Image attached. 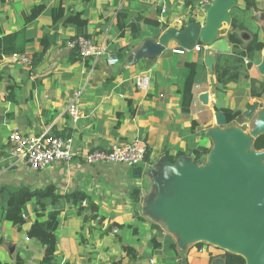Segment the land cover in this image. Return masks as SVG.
<instances>
[{
  "label": "crops",
  "instance_id": "1",
  "mask_svg": "<svg viewBox=\"0 0 264 264\" xmlns=\"http://www.w3.org/2000/svg\"><path fill=\"white\" fill-rule=\"evenodd\" d=\"M256 1L264 37V0ZM40 3L45 4L46 10L27 25L31 42L26 52L41 53L42 40L49 42L43 60L32 68L0 61V187L38 189L53 184L63 194L86 191L111 216L112 227L97 241V258L88 261L86 244L76 240L80 220L65 219L67 212H62L54 264H112L119 258L122 264H225L216 247L198 246L202 241L193 236L181 217L192 207L193 194L202 184L203 166L194 163L192 151L210 148L204 166L210 165L219 136L240 130L236 123L233 128H229L232 123L220 126L216 113L221 111L217 108L240 110L243 115L259 99L251 96V82L246 79L230 83L225 92L216 90V57L234 51L226 33L221 31L230 29L233 18L244 17L242 0L230 9L229 18L219 23L214 21L216 16H212L210 8L206 12L198 9V0H0V40L23 28L24 14ZM59 5L84 12L89 21L88 35L106 39L120 63L111 66L104 58L82 61L67 46L70 38L79 35L77 26L63 21L56 26L53 23L50 11ZM215 6L214 2L212 10ZM119 13L127 15L124 36L120 34ZM197 15L203 25L198 41L203 46L201 51L175 54L172 49L181 46L171 41L160 56L150 58L142 52L147 40L158 42L169 27L182 28ZM180 18L183 25L178 24ZM133 23L136 26L132 27ZM242 38L246 44L250 36L245 32ZM247 59L250 60L245 57L246 64ZM250 61L249 77L264 83V49ZM185 62L197 63L199 67L188 115L181 111L178 93L188 73ZM141 72L151 75V87L146 92H138L135 86V77ZM79 90L80 117L74 121L67 107ZM193 121L198 123L195 129ZM14 129L72 137L80 154L96 149L108 151L114 145L143 137L149 144L148 159L129 168L116 163L88 164L78 154L70 165L56 163L36 172L25 165L15 166L7 159L4 151ZM171 156L177 160L171 161ZM158 176V181H165L162 177L168 180L164 192H153L151 184L145 187V182L152 183L149 177ZM33 203L28 204L30 213ZM138 216L144 222H139ZM31 225L29 221L23 231L18 230L5 221L0 209V260L15 264L20 254L24 264L40 263L44 247L28 238L26 232ZM131 225H139L138 236L133 234ZM155 236L160 243L157 248ZM116 239L132 245L138 256L129 258L115 244Z\"/></svg>",
  "mask_w": 264,
  "mask_h": 264
},
{
  "label": "trees",
  "instance_id": "2",
  "mask_svg": "<svg viewBox=\"0 0 264 264\" xmlns=\"http://www.w3.org/2000/svg\"><path fill=\"white\" fill-rule=\"evenodd\" d=\"M244 17L239 20L232 19V25L229 30L224 29L221 33H226V37L233 46V54H219L216 57L214 72L217 77V92H225L230 83H236L242 79L250 80L251 96L253 98H261L264 95V83L251 79L248 74L252 62L245 63V57L252 60L255 54L264 49L263 27L261 26L256 12V0H242ZM46 10L44 3L35 5L30 12L24 14L25 25L18 31L5 35L0 40V61L4 55L22 54L26 52V46L31 42V38L27 36V25L35 22L41 14ZM55 26L58 22L75 24L79 30V35H88L89 21L85 17V13L72 11L71 9L59 5L51 9ZM127 17L124 13L118 14V23L121 29V36L125 33L124 20ZM194 19L193 21H196ZM155 24L153 20H148ZM131 26H136L134 23ZM247 32L250 36L249 41L245 44L242 38L243 33ZM44 50L41 53L33 55V67L37 66L48 50L50 43L42 40ZM77 53V52H76ZM122 58V57H121ZM188 67V73L179 87L180 107L183 114L188 115L191 112V105L194 94L193 88L199 74L197 63L185 62ZM227 118L228 124L233 123L242 115V111L233 110L231 108H217ZM197 122L193 121V128L197 127ZM253 149L256 151L264 150V132L260 133L253 140ZM211 152L208 147H198L192 151L194 163L203 166L206 164L205 157ZM182 155L179 153L178 156ZM148 159V151L145 160ZM171 161H176L177 157L171 156ZM6 197V198H5ZM138 201V198L135 199ZM34 202L32 213L29 212L28 204ZM0 209L4 211V219L9 224L23 231V226L31 221L32 225L26 232L28 238L34 239L44 247L43 257L39 264H54L57 255L58 231L62 224L61 213L66 211L65 219L76 217L81 222V228L77 233L76 240L79 244H86L90 253L88 261H93L98 256L96 249L97 241L109 234L112 227L109 225L111 216L106 213L101 206L86 191H76L71 193H60L56 190L55 185L50 184L44 188L32 189L22 186L18 189H10L6 186L0 187ZM139 222L144 219L138 216ZM133 234L138 236L140 227L131 225ZM154 248L160 246L156 240ZM115 244L127 254L129 258H136L138 253L135 248L118 239ZM199 247L209 246L208 243L199 242ZM219 254L224 258L225 264H247V258L239 253L230 252L221 248H217ZM212 258V257H211ZM0 264H13L11 261H2ZM15 264H24V260L18 254ZM112 264H122V258L116 259Z\"/></svg>",
  "mask_w": 264,
  "mask_h": 264
},
{
  "label": "water",
  "instance_id": "3",
  "mask_svg": "<svg viewBox=\"0 0 264 264\" xmlns=\"http://www.w3.org/2000/svg\"><path fill=\"white\" fill-rule=\"evenodd\" d=\"M239 0H214V21L229 18V11ZM213 2V3H214ZM212 3V4H213ZM202 21H191L182 28L169 27L158 42L147 40L142 52L150 58L160 56L171 41L193 50L201 38ZM264 114V113H263ZM262 115V114H261ZM220 126L229 125L221 112L216 113ZM264 124V116L262 117ZM261 123L260 119L258 125ZM264 129L257 130L258 136ZM230 136L235 147L229 152ZM248 141L242 132L219 136L218 149L212 155L226 161V170L219 164L201 167L202 184L193 194L192 207L183 213L181 221L194 237L218 238L222 246L233 245L239 254L250 259L251 264H264V171L260 170L256 156L243 153ZM236 252V251H235Z\"/></svg>",
  "mask_w": 264,
  "mask_h": 264
},
{
  "label": "built area",
  "instance_id": "4",
  "mask_svg": "<svg viewBox=\"0 0 264 264\" xmlns=\"http://www.w3.org/2000/svg\"><path fill=\"white\" fill-rule=\"evenodd\" d=\"M214 0H198V9L206 12L207 6L212 5ZM166 9H163L165 12ZM183 19H178V24L183 25ZM67 46L76 51L82 61L89 59L104 58L111 66L118 65L120 59L113 53L106 39H97L89 35H77L67 41ZM203 46L197 44L193 50L179 47L173 48L175 54L185 55L189 52H199ZM34 57L31 53L4 55L2 62L10 66H22L32 68ZM250 60H246L249 62ZM151 75L148 72H141L135 77V86L138 92H146L151 87ZM82 90H79L67 107V112L74 121L80 117L79 98ZM149 150L147 139L137 137L134 140L117 144L112 149H96L85 154H80L75 149L74 138L59 136L49 131L40 134H28L21 130L14 129L10 132L7 147L4 151L7 159L15 165H25L31 170L41 172L56 163L70 165L79 154L81 159L88 164L116 163L129 168H136L145 161L146 153Z\"/></svg>",
  "mask_w": 264,
  "mask_h": 264
},
{
  "label": "rangeland",
  "instance_id": "5",
  "mask_svg": "<svg viewBox=\"0 0 264 264\" xmlns=\"http://www.w3.org/2000/svg\"><path fill=\"white\" fill-rule=\"evenodd\" d=\"M201 15V14H199ZM196 19H201L200 16H196L195 17ZM262 112H264V99L263 98H259L256 102H254L250 109L246 111L245 114L241 115L239 118H237L231 125L229 128H233L235 127V123L237 124V128H239V132H242L244 133L247 141L251 144V148L253 147V140L255 138V135H257V130L259 128V125H258V121H259V116L262 114ZM240 121V122H239ZM250 127V128H249ZM230 142V145L228 147V150L229 152H232L233 151V148L235 147V138L231 139ZM246 156H256L257 158V161H258V164L259 166H264V150H260V151H256L254 150L253 148L251 149V151L246 154ZM226 163L225 164H219L221 165L223 168H225L226 170L229 168V165L227 164L226 161H223ZM147 178V177H146ZM158 177H149L148 180L152 181V183H150L149 181L145 182V187L146 188H149L147 186H150L151 184V188L153 190V192H155L156 190H161V191H165L168 189V185H167V178L166 177H162V178H165V181H158ZM153 196V195H152ZM197 239H200V241L204 242V243H208V245H212L213 247H216V248H221V249H224V250H227V251H230L229 249L223 247L222 245H215V244H212V243H209L208 241H205L207 239H201V238H198ZM230 252H234V251H230ZM235 253H238V252H235ZM247 264H249V259L247 258Z\"/></svg>",
  "mask_w": 264,
  "mask_h": 264
},
{
  "label": "bare ground",
  "instance_id": "6",
  "mask_svg": "<svg viewBox=\"0 0 264 264\" xmlns=\"http://www.w3.org/2000/svg\"><path fill=\"white\" fill-rule=\"evenodd\" d=\"M264 116V114L262 113V115H260L259 116V119H260V121H261V123L259 124V127H260V129L262 128V129H264V124H263V117ZM253 148V147H252ZM251 144L248 142L247 143V145L245 146V148H244V150H243V153L245 154H248L250 151H251ZM211 162L213 163V164H225L226 165V163L225 162H223L222 160H220L217 156H215V155H213V157H212V159H211ZM259 168H260V170H262V171H264V166H259ZM201 238V237H200ZM202 239V238H201ZM205 240V239H204ZM205 241H208L209 243H212V244H215V245H222L221 244V242H220V240L218 239V238H215V239H207V240H205ZM224 247V246H223ZM225 248H227V249H229L230 251H236V252H238L235 248H234V246L233 245H230V246H225ZM249 264H251V261H250V259H249Z\"/></svg>",
  "mask_w": 264,
  "mask_h": 264
}]
</instances>
